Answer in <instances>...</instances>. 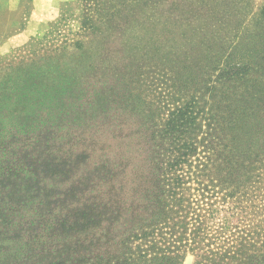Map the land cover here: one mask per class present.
Instances as JSON below:
<instances>
[{
    "label": "rangeland",
    "instance_id": "374dc122",
    "mask_svg": "<svg viewBox=\"0 0 264 264\" xmlns=\"http://www.w3.org/2000/svg\"><path fill=\"white\" fill-rule=\"evenodd\" d=\"M253 2L258 7L264 0ZM85 12L83 0H0V72L9 67L23 70L34 61H41L38 69L30 67L26 72L27 84L23 91L44 100L43 104L39 103V109H30L34 119L19 125L21 130L13 144L15 155L0 157L3 161L9 159L14 166L0 171V196L7 197L5 201L10 205L13 204L9 199L17 201L16 206L18 202L23 205L21 217L27 223L24 232L33 235L47 234L48 228L58 225L61 219H77L88 212L94 201L106 204L105 222L98 234L103 245L104 237L112 238L109 242L118 241L125 232L120 224L129 223L140 212L141 200L133 189L139 184L138 175L146 173L143 171L147 169L139 162L145 153L142 148L144 127L137 125L125 111H120L116 102L120 105L122 97L140 88L141 70L146 69L145 79L149 81L147 92L141 89V97L152 109V105L158 108L161 118H167L171 111L193 100L197 102V112L212 109L209 94L204 98L197 93V67H188L187 63L167 53L153 54L151 58L125 67L122 52L118 49L104 51L95 41L93 51L100 50L93 58H77L86 68L80 72L81 77H77L72 53L79 52V42L89 45L92 39V34L83 28ZM245 20V13L239 12L232 21L237 26ZM249 21H252L251 15L246 23ZM192 28L188 36L195 35L197 29L194 25ZM151 31L160 33L155 28ZM90 65L94 70H87ZM126 69L128 76L123 81L121 76ZM260 78V74L253 76V79ZM75 83L80 84L78 89L84 88L82 96L75 94ZM3 102L8 106L4 108L7 113L16 103L15 99ZM112 111L118 113L116 120L111 121ZM10 115L14 117L8 120L1 115L7 126L15 121L16 114ZM225 145L230 152L224 154L220 167L221 161L208 159L210 156L201 147L181 168L185 185L178 195L186 201L184 212H180L185 222H178L175 228L179 232L178 241L188 237L193 243L195 239L201 249L205 248L202 241L227 247L241 242L247 248L260 247L264 242L261 142L253 137L243 139L229 131ZM26 178L29 179L25 182ZM171 225L172 222H167L159 228L171 233L165 229ZM206 235L210 241L202 240ZM144 243L137 242L133 247ZM181 243L186 245L184 241ZM200 253V249L193 253L190 246L184 248L181 253L184 264H194V254Z\"/></svg>",
    "mask_w": 264,
    "mask_h": 264
},
{
    "label": "trees",
    "instance_id": "16d2710c",
    "mask_svg": "<svg viewBox=\"0 0 264 264\" xmlns=\"http://www.w3.org/2000/svg\"><path fill=\"white\" fill-rule=\"evenodd\" d=\"M83 2L86 7L83 28L92 34V39L90 46L79 42V52L72 53L77 77H81L80 72L86 69L77 58H93L100 50L93 51L95 41L104 51L118 49L122 52L125 67L151 58L153 54L167 53L187 63L188 67H197V93L204 98L206 93L209 94L212 110L197 112V102L193 100L171 111L167 118H161L158 108L152 105V109L141 97V89L145 88L147 92L149 82L145 79L146 69H142L138 75L140 88L133 89L135 95L122 97L120 105L116 102L120 111H125L137 125L144 127L142 148L145 153L139 162L147 169L143 171L146 173L138 175L139 184L133 189L141 200L138 216L125 225L120 224L125 232L118 241L109 242L112 238L104 237L105 242L101 245L98 234L103 229L107 209L106 204L94 201L88 212L77 219H61L58 225L52 224L48 228L47 234L28 232L26 238L28 233L24 232V226L27 223L21 217L23 205L18 202L16 206L17 201L9 199L13 204L10 205L5 201L7 197L0 196V264H184L181 253L189 246L193 253L198 249L201 252L194 254V264H264V242L260 247L247 248L242 242L227 247L202 241L205 248L201 249L195 239L191 243L188 237L183 238L186 245H182L175 229L185 222V216L180 212H184L186 200L179 197L178 191L185 185L181 168L188 163L189 157L203 147L210 156L208 159L221 161L220 167L225 160L224 154L230 152L225 145L229 131L243 139L256 138L261 142L259 149L264 151V3L257 7L252 0ZM239 12L245 13L246 20L251 15L252 21L246 23L245 20L236 26L232 20ZM192 25L197 31L194 36H188ZM153 28L159 29L160 33L152 34ZM41 63L38 60L23 70L9 67L0 72V157L15 155L13 144L21 130L19 125L33 120L30 109H39V103H44L34 93L23 91L27 84L26 72L30 67L38 69ZM87 70H94V67L90 65ZM256 74L261 78L253 79ZM127 76L126 69L121 80ZM79 86L75 83L78 97L84 89H78ZM13 99L16 103L7 113L4 108L8 106L3 100ZM10 113L16 114L15 121L7 126L1 115L8 120L14 117ZM116 113H110L111 121L116 120ZM204 122L207 124L203 125ZM9 162L7 158L5 161L0 159V171L14 167ZM106 169L109 175V167ZM6 177L11 179L10 175ZM161 222H172L171 226L165 227L171 233L159 228ZM202 240L211 239L206 235ZM137 242L145 243L133 247ZM104 248L107 249L103 251ZM95 250L99 253L94 254Z\"/></svg>",
    "mask_w": 264,
    "mask_h": 264
}]
</instances>
